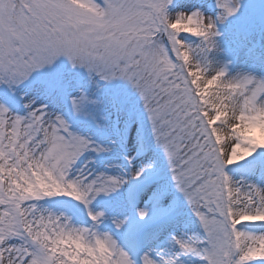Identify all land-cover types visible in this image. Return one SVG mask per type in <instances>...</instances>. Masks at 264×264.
Segmentation results:
<instances>
[{"label":"snow or ice","instance_id":"1","mask_svg":"<svg viewBox=\"0 0 264 264\" xmlns=\"http://www.w3.org/2000/svg\"><path fill=\"white\" fill-rule=\"evenodd\" d=\"M216 8L213 19L174 0H0V264H264V67L236 71L217 54V24L241 0ZM61 57L138 94L169 177L152 206L174 189L195 222L172 255L144 248L126 219L102 230L91 205L124 178L88 172L80 157L104 149L19 92Z\"/></svg>","mask_w":264,"mask_h":264},{"label":"rangeland","instance_id":"2","mask_svg":"<svg viewBox=\"0 0 264 264\" xmlns=\"http://www.w3.org/2000/svg\"><path fill=\"white\" fill-rule=\"evenodd\" d=\"M174 2L198 8L213 19L219 12L216 0ZM241 5L235 16L217 24L220 36H229L225 41L220 40L219 45L221 47L222 43L230 41L241 47L242 54L264 61V0H241ZM47 76L58 77L59 86L49 88L43 83ZM32 81L40 83L34 85ZM19 92L36 97L38 103L48 104L51 111L50 105L58 107L64 119V104L71 107L76 117L73 124L66 119L71 130L104 149L85 152L78 163L85 165L93 175L124 178L125 183L115 192L100 194L93 201L97 211L105 213L102 230L111 228V219L119 214L118 219H126V223L139 227L144 248L155 247L162 250L163 255H172L175 249L171 238L191 233L195 222L180 193L174 189H170L157 207L152 206L154 195L164 183L169 182L167 163L162 151L151 140L142 102L131 86L124 81L96 80L89 77L85 69L72 67L66 58L61 57L53 66L38 70L32 80L19 88ZM81 94L86 95L89 102L76 112L71 101ZM6 96V92H0V98ZM134 169H144L141 177L132 178ZM233 170L238 176L245 175L243 165L233 166ZM173 202L175 207H172ZM140 209L148 211L143 221L136 215Z\"/></svg>","mask_w":264,"mask_h":264},{"label":"bare ground","instance_id":"3","mask_svg":"<svg viewBox=\"0 0 264 264\" xmlns=\"http://www.w3.org/2000/svg\"><path fill=\"white\" fill-rule=\"evenodd\" d=\"M229 37L228 35L226 36H219L216 38L217 40V45H218V52L217 54L225 61H230L231 62V68L233 70L239 71V70H244V71H253L255 73H259L261 67H263L264 62L263 60H259L257 58H251L248 55L242 54L243 51L241 50V47L233 45L230 41H226L221 44L219 41H225ZM242 54V55H241ZM50 108L52 109V112L61 115L60 110L58 107H55L53 105H50ZM257 182H259L257 180ZM91 208L94 211H97L96 206L92 203ZM117 219L120 217L119 214L116 215Z\"/></svg>","mask_w":264,"mask_h":264}]
</instances>
